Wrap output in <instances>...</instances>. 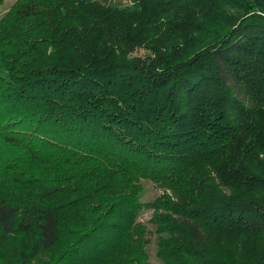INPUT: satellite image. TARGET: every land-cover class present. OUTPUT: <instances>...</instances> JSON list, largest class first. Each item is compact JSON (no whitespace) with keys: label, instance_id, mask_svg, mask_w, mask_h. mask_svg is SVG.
Here are the masks:
<instances>
[{"label":"trees","instance_id":"1","mask_svg":"<svg viewBox=\"0 0 264 264\" xmlns=\"http://www.w3.org/2000/svg\"><path fill=\"white\" fill-rule=\"evenodd\" d=\"M97 6L0 18V264H264V0Z\"/></svg>","mask_w":264,"mask_h":264},{"label":"rangeland","instance_id":"2","mask_svg":"<svg viewBox=\"0 0 264 264\" xmlns=\"http://www.w3.org/2000/svg\"><path fill=\"white\" fill-rule=\"evenodd\" d=\"M94 2H98L101 6H97L96 14L97 16L103 20L105 23L110 25V18L108 17L110 9L119 8V2L127 3V0H93ZM18 0H0V18L4 17V15L17 3ZM81 22V20H80ZM146 52L144 50H138L135 55L136 56H144ZM143 193L141 196V202L144 204H156L163 196L168 195L174 198V194L171 190L160 187L150 180H143ZM155 210L145 209L139 219L138 223L144 226L145 228V239L149 242L147 250L150 255V263L152 264H163L159 259L158 246H159V234L157 233V229L154 224L155 219ZM137 238V236H135Z\"/></svg>","mask_w":264,"mask_h":264}]
</instances>
